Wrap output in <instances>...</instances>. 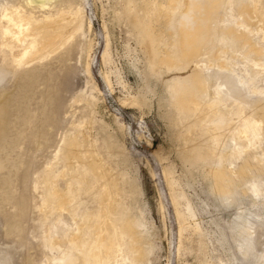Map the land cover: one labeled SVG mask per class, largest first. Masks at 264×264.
<instances>
[{
    "label": "rangeland",
    "instance_id": "1",
    "mask_svg": "<svg viewBox=\"0 0 264 264\" xmlns=\"http://www.w3.org/2000/svg\"><path fill=\"white\" fill-rule=\"evenodd\" d=\"M124 2L0 0V25L6 12L15 14L17 10L36 23L56 18L59 13L75 18L62 42L22 65L12 62L0 39V264H47L57 255L49 249L48 239L60 236L55 228L60 227L67 235L82 217L97 221L95 197L101 191L100 183L90 179L92 188L88 184L83 188L79 183L68 189L59 180L64 164L54 160L57 149L65 136L73 135L89 141L86 144L94 149L96 159L116 175L120 204L131 209L130 217L134 216L142 226L139 238L147 251L144 264L246 263L234 240V221L243 212L253 224L252 261L261 260L264 170L257 167L255 174L240 173L249 156L243 153L241 144L230 139L239 138L241 120L231 115L233 125L228 130L225 151L228 161H222L223 167L228 165L236 172L230 180L225 176V182H232L233 191L227 202L213 193L205 164L184 158V136L188 134L195 141L200 132L177 124L176 110L164 84L168 77L153 75L149 69L145 44L139 42L127 19ZM41 4L46 8L41 9ZM227 20V24L234 23L231 17ZM254 35L252 40L264 47L260 36ZM235 67L243 82L237 84V89L228 86V90L234 96H240L237 90L240 91L244 101L239 113L251 118L246 102L264 103V97L252 93L253 85L243 67ZM226 76L223 73L215 77L226 83L236 82L233 74ZM256 82L258 89H264V73ZM220 95L231 109L236 98ZM47 171L56 179L57 190H67L75 195V201L79 200L68 211L57 214L41 210L43 176ZM254 184L262 192L252 202L249 193ZM238 186L247 191H235ZM88 232L89 228H85L84 251L87 264H91L96 260L92 255L97 247L87 237ZM109 264L132 263L123 248Z\"/></svg>",
    "mask_w": 264,
    "mask_h": 264
},
{
    "label": "bare ground",
    "instance_id": "2",
    "mask_svg": "<svg viewBox=\"0 0 264 264\" xmlns=\"http://www.w3.org/2000/svg\"><path fill=\"white\" fill-rule=\"evenodd\" d=\"M123 1L127 19L131 22L139 42L145 44L143 48L145 47L149 69L153 75L156 73L161 77L163 75L168 77L164 84L169 90L176 110L177 124L186 126L191 132H200V138L198 140L194 138L195 141L190 140L188 134L184 136L187 144L184 158L189 162H203L212 183L213 193L228 202L233 193L230 189L232 182H225V176L230 180L236 172L234 168H228V165L223 167L222 161H228L225 151L229 144V140L226 141L228 130L233 125L231 115H237L241 120V128L238 132L239 138L230 141L241 144L243 153L249 156L241 165L240 173L255 174L257 167L264 170V103L261 100L246 102L251 109V118H246L239 113L244 101L241 98L242 94L237 90L240 96H234L228 90V86L237 89V84H242L243 77L236 74L234 69L235 66L241 65L244 74L253 85L252 93L264 97V89H258L256 82L257 77L264 73V47L252 40V35L256 34L264 41L262 6L264 2L261 4L262 0ZM42 4L40 8L45 9ZM58 16L48 17L36 23L19 10L15 14L6 12L3 15L0 39L3 40L4 50L11 55L15 65L31 61L42 51L48 52L52 46L63 41L66 30L74 25L75 18L71 19L65 14ZM229 17L234 20L233 24H227ZM14 50L18 52L14 54ZM223 73L225 76L227 73L233 74L236 82L226 83L215 77ZM225 80H228V76ZM221 93L236 98L231 109L228 110L223 99L221 100ZM88 142H84L76 135L65 136L54 160L56 164L57 162L64 164L59 180L66 183V188L73 189L79 183L80 186L88 184L90 179L100 183L101 191L98 192V197H95L98 202L97 221L93 222L92 218L81 216V223L73 225L75 229L67 235L59 229L60 227L55 228L56 232L60 231V236L48 239L49 249L56 251L57 255L47 264H87L83 234L85 228H89L87 237L97 247L92 255L96 260L91 264H109L123 248L129 253L132 264H144L147 251L145 243L139 238L142 226L134 216L130 217L131 209L120 204V189L116 175H112L107 166L96 159L94 149L86 144ZM222 152L223 155H220ZM213 165H216V168ZM55 180L48 171L43 176L40 208L45 213L58 214L68 211L72 203L79 201H75V195L67 190L63 192L57 190ZM237 188L243 189L242 186H238L234 190ZM261 192L258 185L254 184L249 193V196L253 197L252 202L257 200ZM187 209L189 217L193 218V213ZM243 213L237 215L234 221V240L240 249L239 253L246 261L244 264L257 262L264 264V256L261 260L255 256V260L252 261L250 225L253 224H249ZM60 250L65 251L62 253Z\"/></svg>",
    "mask_w": 264,
    "mask_h": 264
}]
</instances>
